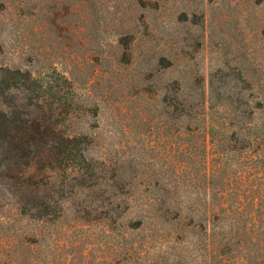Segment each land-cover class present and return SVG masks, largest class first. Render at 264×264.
Masks as SVG:
<instances>
[{
  "label": "rangeland",
  "instance_id": "374dc122",
  "mask_svg": "<svg viewBox=\"0 0 264 264\" xmlns=\"http://www.w3.org/2000/svg\"><path fill=\"white\" fill-rule=\"evenodd\" d=\"M0 121V264H207L264 211V0H0Z\"/></svg>",
  "mask_w": 264,
  "mask_h": 264
},
{
  "label": "trees",
  "instance_id": "16d2710c",
  "mask_svg": "<svg viewBox=\"0 0 264 264\" xmlns=\"http://www.w3.org/2000/svg\"><path fill=\"white\" fill-rule=\"evenodd\" d=\"M27 124L25 125L29 127L30 124ZM25 125H17L12 131H5L6 124L0 121V141L17 140L18 143L14 151L22 153V146L28 144L27 138L34 139V135L29 133L30 131ZM220 214H222V217L218 215L219 221L213 223L216 227L225 230L222 227L227 224L232 227L231 230L235 234L236 231L239 232L240 224L244 228L242 229L244 234L250 237V241L238 242L232 235L228 234L219 236L216 233L210 234V240L205 244L209 257L207 264H264V211L257 210L248 213L231 210L229 212L224 209ZM223 217H225V220L222 222ZM211 220L210 216L208 222L212 223Z\"/></svg>",
  "mask_w": 264,
  "mask_h": 264
}]
</instances>
